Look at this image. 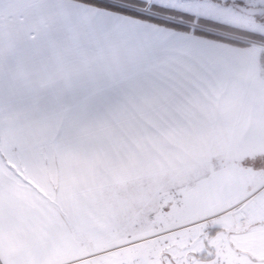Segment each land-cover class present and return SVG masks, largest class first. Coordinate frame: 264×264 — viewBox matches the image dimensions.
Listing matches in <instances>:
<instances>
[{"label": "snow or ice", "instance_id": "1", "mask_svg": "<svg viewBox=\"0 0 264 264\" xmlns=\"http://www.w3.org/2000/svg\"><path fill=\"white\" fill-rule=\"evenodd\" d=\"M0 264H264V0H0Z\"/></svg>", "mask_w": 264, "mask_h": 264}]
</instances>
